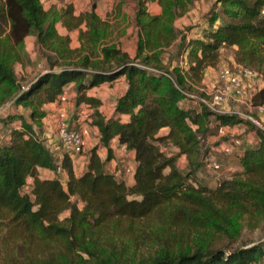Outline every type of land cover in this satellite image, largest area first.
Instances as JSON below:
<instances>
[{
	"label": "trees",
	"instance_id": "16d2710c",
	"mask_svg": "<svg viewBox=\"0 0 264 264\" xmlns=\"http://www.w3.org/2000/svg\"><path fill=\"white\" fill-rule=\"evenodd\" d=\"M192 1L135 0L137 36L131 55L110 40L113 26L96 13L95 3L74 14L71 3L44 7L42 0H0V102L18 89L14 103L28 110L27 118L8 115L6 123H18L0 144V251L14 239L19 255L3 257L1 252L0 264H264V239L216 248L201 239L191 251L160 248L149 258L134 260L117 237L123 221L145 215L165 220L168 229L198 223L230 240L236 228L222 220L249 213L264 218V129L236 114L181 104L191 85L195 91L201 85L204 70L218 65L224 48H234L231 67H248L256 73L254 81L264 82V0H213L207 26L188 38L173 21ZM147 2H157L160 11L151 13ZM57 23L67 30L78 28V46L70 47L69 35L60 34ZM28 36L35 37L50 67L63 63L20 86L14 66L25 56ZM178 55L184 65H171L169 58ZM121 76L126 88L106 118L98 110L100 98L88 91ZM69 83L74 103L92 109L98 141L87 151L80 174L70 157L61 155L62 181L57 174H42L54 172L57 159L39 135L44 104L56 102ZM251 105H264V83L252 93ZM242 120L255 140L244 146L241 138L233 152L239 168L213 187L192 183L205 154L200 142L211 123L232 126ZM113 138L134 154L130 183L105 169ZM162 144L176 152L166 153ZM99 147L107 149L106 160L98 155ZM180 155L187 158L184 173L176 163ZM32 241L45 249L25 252L34 247Z\"/></svg>",
	"mask_w": 264,
	"mask_h": 264
},
{
	"label": "rangeland",
	"instance_id": "374dc122",
	"mask_svg": "<svg viewBox=\"0 0 264 264\" xmlns=\"http://www.w3.org/2000/svg\"><path fill=\"white\" fill-rule=\"evenodd\" d=\"M103 0H89V5L91 3H95L96 6L99 4V14L102 18L109 21L110 25H112V30L110 32V40L116 42L122 49L129 52V54L133 55L135 51V41H136V29L134 28L133 22V12H134V3L135 0H106L101 4ZM213 0H193L191 3H188L186 9L180 16H178L173 24L177 29L186 33L188 38H192L200 35V31L207 26V17L206 13L212 6ZM88 5V6H89ZM147 7L151 13L159 12L160 6L157 2H147ZM78 34V33H77ZM70 37V45H76V36L75 34H68ZM24 53L25 56L15 63L14 70L16 74V79L18 81V85H25V83L31 79L38 72H42L46 69L57 70L62 66V61L59 60L58 64L53 67H50L47 60L42 56L40 48L35 41L34 36L26 37L24 41ZM233 47L224 48L221 50V59L217 66L215 67H207L204 70V76L201 80L202 87H205L208 90L212 84H214L215 74L218 68L224 66H230L233 62ZM171 52V50H169ZM164 61H167V53L163 54ZM172 60L171 65H184L180 62V56H175L169 58ZM27 67V68H26ZM26 68V70H25ZM263 83V82H262ZM262 83L255 84V81L252 83L251 90H255L258 85ZM110 86H106L99 89V92L105 95V98H109L113 95V90L110 89ZM115 91H119V83L115 86ZM112 89L114 87L112 86ZM18 90V89H17ZM16 91L12 92L9 96L5 97L0 102V136L5 133V130L2 129L3 125L6 123V118L8 115H12L13 113L19 111V105L14 103V99L16 96ZM195 91L194 87L191 85V91ZM112 93V94H111ZM68 94V93H67ZM69 95V94H68ZM108 99V100H109ZM108 102V101H107ZM181 104L184 106L191 105L197 107V103L190 99L185 98L181 101ZM21 106V105H20ZM68 115H74L77 112V105L74 103L73 97L69 95L68 103L65 105ZM108 106V104H107ZM23 107V106H21ZM234 108L239 111L250 114L252 117L256 118L262 126L261 120L255 115V109L252 107H248L245 104H236ZM241 119H245L242 115H239ZM249 120V119H245ZM251 121V120H250ZM253 123V122H252ZM254 124V123H253ZM255 125V124H254ZM233 126H228L230 128H226L224 131V135H219L218 126H215L213 123L208 128V132L205 137L202 138L200 142L201 148L205 151L203 153V158L199 161L198 168L194 174L191 176V182L195 184H203L208 187H213L217 180L229 177L234 171L237 170V166L233 163L235 161L233 150L231 153H226L221 150V147L226 144H222V137H227L226 141L228 142L231 136H239L242 138L247 135L252 128L249 127L243 120L238 124H234ZM256 126V125H255ZM233 129V130H232ZM163 131V130H161ZM227 131V132H226ZM45 146L49 149L53 158L58 159L61 155V148L58 146L56 139L53 137H47L45 135H39ZM2 138L0 139V141ZM254 140L252 139L253 143ZM96 144V139L92 136L89 140L87 147L85 148V153H83L80 158L72 157L74 167L76 172L81 173L86 160H87V151ZM222 144V146H221ZM162 149L168 153L173 154L176 152L175 148L172 145H161ZM101 158L106 156L105 150L100 151ZM230 159V162L228 161ZM106 160V158H105ZM114 168L118 171L116 174L117 178L124 179L125 182H130V177L127 173H124L121 169V163L118 159L115 158ZM133 158L129 155L126 157V163L129 166H133ZM215 161L218 163L219 167L214 168L210 161ZM117 162V163H116ZM177 166L184 173L187 170V158L177 157L176 160ZM113 168L112 164L105 163V169L111 170ZM64 173V171H63ZM58 174V177L63 181L65 179L64 174ZM45 175L44 172H42ZM30 183V182H29ZM71 199H76L77 197L73 196ZM80 205V202H79ZM68 212H64L61 214V218L66 216ZM235 218V217H234ZM229 221L231 222V227L234 226L236 228L234 233V238L230 240L221 233L211 234L208 230H206L203 225L196 224L190 225L187 228L182 225L175 224L171 229L165 228L166 221L161 220V218H153V216L145 215L141 219L135 220H127L123 221L121 226L119 227L121 230L119 232L118 238L120 243H124L125 249H130L133 252V259L138 260L142 258L151 257L156 250L160 248H168L172 251H179L182 249H189V251L194 248L198 244L201 239H204V243L208 244V248H216L224 245H228L229 243L232 246H235L244 242H257L264 239V218L258 216L254 213L245 214L243 216L236 215V220L233 219V216L226 222L222 220L221 222L225 226H229ZM193 226V227H192ZM198 232H202L203 234H198ZM205 232H204V231ZM3 232V230L1 231ZM14 239L11 241L5 242V252H2V256H16L19 258L16 246L14 244ZM34 247L30 250L24 248L25 252H35V251H43L45 246L40 245L38 242L32 241L31 243ZM124 250V249H123Z\"/></svg>",
	"mask_w": 264,
	"mask_h": 264
},
{
	"label": "built area",
	"instance_id": "2783aa9c",
	"mask_svg": "<svg viewBox=\"0 0 264 264\" xmlns=\"http://www.w3.org/2000/svg\"><path fill=\"white\" fill-rule=\"evenodd\" d=\"M256 78V73L241 65L224 66L218 68L215 74L214 84L206 90L202 85L196 87V91H185L186 97L194 100L199 105L206 106L209 110L215 113L222 114H236L242 115L245 119L251 120L257 127L264 129V126L259 121L252 117L250 114L243 113L234 108L236 104H245L246 106L253 107L251 105V96L253 90H251L252 83ZM198 91V92H197ZM202 92L203 94H201ZM69 95L64 91L56 100V110L53 114L54 120V135L58 146L61 148V155L66 154L70 159L72 157H80L85 153L90 138H98V131L91 124V111L92 109L86 104H80L77 107V112L74 115H68L65 105L68 103ZM256 111L264 113V105L254 107ZM228 128L227 125H218L219 135H224V131ZM8 131V132H7ZM9 128L5 130V133L0 136V144L9 139ZM227 132V131H226ZM242 139L237 135L231 136L226 141V144L221 147V150L226 153L238 152ZM120 145V157L118 161L121 163V170L124 173H132L133 167L126 163V157L129 156V150H127L124 144ZM60 155V157H61ZM60 157L57 159L56 168L52 173L54 175L62 174L63 169L60 167ZM117 163V162H116ZM210 164L214 168H218L219 165L215 161H210ZM109 170L110 172L118 173L114 168ZM64 174V173H63ZM31 178L28 177L26 182L29 183Z\"/></svg>",
	"mask_w": 264,
	"mask_h": 264
},
{
	"label": "crops",
	"instance_id": "0c3cea01",
	"mask_svg": "<svg viewBox=\"0 0 264 264\" xmlns=\"http://www.w3.org/2000/svg\"><path fill=\"white\" fill-rule=\"evenodd\" d=\"M106 1V0H103L101 1V4ZM43 2V5L44 7H48L49 5H58V6H62L64 5L65 3H71L72 6H73V12L74 14H78L80 12H83L85 10H88L90 5H89V0H42ZM89 5V6H88ZM99 4L98 6L95 5V11L99 14ZM158 12V11H157ZM155 12V13H157ZM134 16V12H133V15L132 17ZM82 27V26H81ZM56 28H57V31L60 33V34H75L76 36V39H77V33H78V28H75V29H72V30H67L61 23H57L56 24ZM78 46V40L76 41V45H70V47L74 48ZM128 52V51H127ZM129 53V52H128ZM27 68V67H26ZM25 68V70H26ZM263 81H255V84L257 83H262ZM117 83H119V91H115L116 89V85ZM264 83V82H263ZM262 83V84H263ZM72 83H69L67 84L64 89L65 91L71 96V97H74V93L72 91ZM104 84H106V86H110V89L113 90V95L110 97V99L108 100L107 98H105V95H103L102 93L99 92V89H101L102 87H104ZM261 84V85H262ZM261 85H258V86H261ZM112 86L114 87V89H112ZM126 88V84H125V81L123 79V77H119L117 78L114 82H111V83H102L100 85H97V86H94L93 88H91L88 93L89 94H93V95H96L97 97L100 98L101 100V103L98 107V110L100 111V113L108 118L109 116H111L112 112H113V109H114V105H115V100L116 98L122 94L124 92ZM254 92V91H253ZM112 94V93H111ZM108 101V102H107ZM183 101V100H182ZM108 104V106H107ZM56 105L57 103L56 102H48L46 104H44V108L46 110V113L44 115V117L41 119V122H42V128H41V131H40V135H45L47 137H53V139H56L55 138V135H54V120H53V114L55 113V110H56ZM19 107V111L15 112V113H19V114H22L25 118H27L28 116V110L27 109H24L22 108L20 105L18 106ZM66 107V106H65ZM253 109H255L254 107H252ZM255 115L258 117L259 120L262 121V123H264V113L262 112H258L255 110ZM18 122L16 120H13L12 122H9V123H5L3 125V127H1L2 129L6 130L8 128H10L11 126H14L15 124H17ZM233 127H235L234 125H232ZM95 129L96 127L93 126ZM230 128V127H228ZM97 130V129H96ZM233 130V129H232ZM8 132V131H7ZM226 138L227 137H222V144H224V141L226 142ZM96 139V143L98 141V138H95ZM243 139V144L244 146H247L249 144H251L252 142V139L255 140V135H254V132L253 131H250L247 135L243 136L242 137ZM221 144V146H222ZM110 148H111V158L106 162L110 165V164H114V162L116 161V159H119L120 157V153H121V150H120V145L119 143L117 142L116 138H113L111 143H110ZM101 150H105V153L107 154V149L105 147H99L98 149V155L100 156L101 158V154H100V151ZM129 155L131 156V158L134 159V154L132 151L129 152ZM106 157V156H105ZM104 157V158H105ZM184 157V155H180L179 158H182ZM80 158V157H78ZM104 158H101V159H104ZM228 161L230 162V159H228ZM105 162V163H106ZM73 163V161H72ZM233 163L237 166L236 168L238 169V164L235 161H233ZM133 168L135 166V161L133 160V164H132ZM73 169H74V172L76 174H78L76 172V169L74 167V164H73ZM85 169V166L83 168V170ZM82 170V171H83ZM42 172L45 173V175H48V176H54V174L49 171V170H42ZM80 174V172H79ZM129 175L130 177V182H132V173H129L127 174ZM117 177V176H116ZM129 182V183H130Z\"/></svg>",
	"mask_w": 264,
	"mask_h": 264
}]
</instances>
